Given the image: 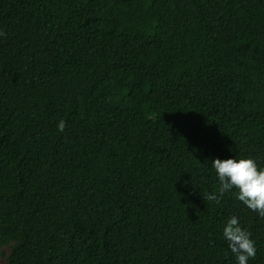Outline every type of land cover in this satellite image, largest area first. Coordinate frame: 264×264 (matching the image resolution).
Segmentation results:
<instances>
[{"label": "trees", "instance_id": "16d2710c", "mask_svg": "<svg viewBox=\"0 0 264 264\" xmlns=\"http://www.w3.org/2000/svg\"><path fill=\"white\" fill-rule=\"evenodd\" d=\"M0 32L5 264H237L232 216L264 264L205 199L213 159L264 167V0H0Z\"/></svg>", "mask_w": 264, "mask_h": 264}, {"label": "clouds", "instance_id": "9594fccd", "mask_svg": "<svg viewBox=\"0 0 264 264\" xmlns=\"http://www.w3.org/2000/svg\"><path fill=\"white\" fill-rule=\"evenodd\" d=\"M4 35L0 32V36ZM66 123L60 120L57 130L64 131ZM211 168L214 169L219 181L216 193L205 196L208 201L219 200L223 195L234 190L235 198L249 210L264 218V167L257 165L252 158L213 159ZM223 237L227 241V248L236 256L237 264H248V260L255 259V242L251 234L240 226L236 216L230 217L223 227Z\"/></svg>", "mask_w": 264, "mask_h": 264}, {"label": "rangeland", "instance_id": "374dc122", "mask_svg": "<svg viewBox=\"0 0 264 264\" xmlns=\"http://www.w3.org/2000/svg\"><path fill=\"white\" fill-rule=\"evenodd\" d=\"M0 264H5L4 258H0Z\"/></svg>", "mask_w": 264, "mask_h": 264}]
</instances>
